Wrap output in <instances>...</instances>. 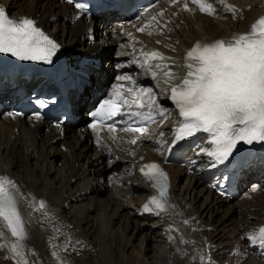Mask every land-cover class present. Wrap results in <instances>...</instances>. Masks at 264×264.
Listing matches in <instances>:
<instances>
[{"label":"bare ground","instance_id":"6f19581e","mask_svg":"<svg viewBox=\"0 0 264 264\" xmlns=\"http://www.w3.org/2000/svg\"><path fill=\"white\" fill-rule=\"evenodd\" d=\"M208 2L216 7L214 15L200 12L192 0H166L136 23L125 19L121 23L122 28L119 27L121 30L117 29V32L121 31L117 40H111V34H107L108 46L123 41L130 49L129 52L114 55L117 66L121 68L115 72V82L107 88L112 73H109L112 67L108 62L111 57L105 56L103 50L106 45H98L93 37H96V29L102 28V23L115 15L86 18L62 0H0V8L10 19H33L44 33L61 46L70 58L69 65L74 66L78 62L74 67L80 68L79 62L83 64L88 61L101 67L100 72L93 73L89 81L78 89L79 98L74 106L78 120L74 124L65 126L46 120L41 122L29 117H16L9 114L7 108H2L0 112V176L9 177L18 186L16 195L19 209L30 233V239L21 251L31 264H61V261L64 264H227L223 262L226 254L233 260L232 264H264V246L258 239L249 240V236L258 234L259 229L264 227V187L259 183H253L248 193L231 207L238 214L240 212L244 222L231 221L233 234L228 242L229 247L223 246V240H229L226 228L216 227L215 232H211L215 223L225 225L224 220L219 218L222 215L220 208H228L223 210L227 221L235 211L230 213L228 205L231 201L213 190V178L217 171L212 160L201 151L211 148L207 140L202 142L185 165L167 166L171 181L170 203L175 207L160 215L143 211V206L154 194V188L140 169L150 161H163L169 156V145L178 125L170 104V90L171 85L184 79L186 70L181 66L179 69L184 70L183 78L175 77L165 82L163 71L154 68L157 71V79L154 80L150 73L140 67L142 53L159 52L165 59L151 63L161 66L173 64L175 66L171 65V71L177 74L180 70L176 66L184 64L186 52L198 41L228 39L233 33H248L253 23L264 18V0H261L260 6H255L258 10L251 13V8L244 6L240 0ZM182 3H191L190 10H185ZM226 5L235 7V16ZM161 12L163 16L159 15ZM175 13L180 14L188 26L196 21L201 22L206 34H201L192 26L188 35L175 18ZM153 16L156 20L152 19ZM214 18L219 21L229 19L230 23L214 31ZM168 20L172 21L173 29ZM242 20L245 22L242 23ZM239 24L243 26L239 28ZM141 27L145 29L143 33L137 30ZM137 61L140 63L137 64ZM125 75L132 77L137 88L153 89L157 103L152 111L160 123L159 127L147 126L143 135L120 131L116 140L110 138L113 134L99 137L85 124L86 110L103 90L106 91L105 98H108L116 85L127 87L130 82L119 79ZM125 95L131 99L134 94L125 92ZM141 99L147 101V97ZM161 106L164 114H156ZM130 110L147 113L150 109L133 106ZM132 119L127 117V121ZM133 138L137 139L136 144L129 142ZM106 156L116 159L115 163H105ZM105 170L115 175L119 173V184L122 182L119 186L127 188L130 194L138 193L141 202L138 205L131 203L127 193L119 194L113 190L100 198L99 193L105 189V182L102 181ZM261 173H264V164L249 174L247 180L258 178ZM186 177L187 186L183 195L175 199L173 193L178 189L177 181ZM193 192H198V198H206L202 212L195 210L198 198L192 201ZM40 201L46 204L45 209L39 208ZM187 204L191 205L186 211ZM209 213L212 223L207 225L201 220ZM152 220H159V223L146 228ZM198 220L201 221L199 224ZM155 226H158L160 235L153 230ZM97 230L99 237L94 236ZM0 232L3 233L0 244L4 246L0 248V264H17L19 258L9 249L12 243L19 242L2 225ZM138 234L145 238L136 256L132 240ZM106 235L110 237L108 242ZM156 237L162 238L167 246L165 256L147 257V248L144 249L143 245ZM149 250L153 251L151 247H148ZM54 252L57 255L54 256ZM208 255L209 263L206 262Z\"/></svg>","mask_w":264,"mask_h":264},{"label":"snow or ice","instance_id":"6c2138e0","mask_svg":"<svg viewBox=\"0 0 264 264\" xmlns=\"http://www.w3.org/2000/svg\"><path fill=\"white\" fill-rule=\"evenodd\" d=\"M66 2L75 3V7L81 11H88L85 3L75 0ZM192 3L197 5L202 13L214 15L216 12V7L208 0H192ZM112 4L120 8L123 6V0H112ZM226 7L235 16V7ZM184 8L190 10L186 3ZM148 12L149 9L144 8L137 13V18H142ZM159 15L163 16V12ZM152 19L156 20V17L153 16ZM137 30L141 33L145 31L143 27ZM58 48L59 45L46 36L33 19L13 20L0 8V54H9L18 61L51 64ZM142 56L140 67L150 73L154 80L157 79V71H154V68L163 71L165 82L176 77L177 74L171 71L170 65L151 63L165 59L159 52L142 53ZM185 61L182 65L186 70L184 79L181 84L170 90V101L178 111L179 124L174 130L169 150L178 145L183 148L181 142L188 138L196 139L197 133L206 134L203 139L210 143L211 148L201 151L215 166L229 161L239 142L249 145L264 142V18L253 23L248 33H233L228 39L197 42L186 52ZM119 79L130 83L127 87L116 85L108 98L98 105L97 110L89 114L93 118L89 127L97 133L101 126L107 127L113 134L110 137L112 140L117 139L114 135L117 131L143 135L147 131V123L157 122L152 111L157 103L153 89L137 88L131 76H120ZM125 92L134 95L129 99ZM142 97H147V101L141 99ZM38 103L41 107L47 106L45 101ZM133 106L150 110L147 113L131 111ZM164 112L161 106L156 114L163 115ZM116 117L121 120L126 117L141 119L145 126L118 128ZM129 142L136 144L137 139L133 138ZM140 171L155 189L149 202L143 206V211L160 215L173 209L175 206L170 203L168 195L169 179L161 166L154 162L148 163L143 165ZM16 192L18 186L15 181L7 176H0V225L19 242L12 243L9 251L19 258L17 264H31L21 251L26 247L30 233L19 209ZM46 207L43 201L39 202L40 209ZM0 235L3 233L0 232ZM257 239L264 246V227L259 229L258 234L249 236L250 241ZM3 247V244H0V248ZM53 255L57 254L54 252ZM201 260L203 261V257ZM61 264L64 262L61 261Z\"/></svg>","mask_w":264,"mask_h":264},{"label":"rangeland","instance_id":"374dc122","mask_svg":"<svg viewBox=\"0 0 264 264\" xmlns=\"http://www.w3.org/2000/svg\"><path fill=\"white\" fill-rule=\"evenodd\" d=\"M181 1V0H180ZM240 1H242V4L244 5V6H246V7H249V8H251L249 11H250V13H251V11L252 12H256L257 10H258V8L257 7H255V6H260L261 5V0H240ZM253 1V2H252ZM161 3H166V0H162V2ZM187 4V6H188V9H189V6L191 5V3H186ZM182 5H185L184 3H182ZM167 9H168V7H167ZM257 9V10H256ZM174 16H175V18L177 19V21L184 27V30H186V32H187V34L188 35H190L191 33H190V29L192 28V26H194L195 28H196V30L197 31H199L201 34H206V28L203 26V24L201 23V22H199V21H196V22H193L192 24L190 23V25L188 26L185 22H184V20H183V18L181 17V15L180 14H177V13H175L174 14ZM182 18V19H181ZM118 21V19H113V18H110V20H108V21H104L103 23H102V28H100V29H96L97 30V32H96V37L94 38L93 37V40H94V42L95 43H97L98 45H100V46H102V45H106V47L104 48V50L103 51H105V56H107V58H108V56H109V58L111 57V59H108L109 61V65L111 64V67H112V70H110L109 71V73H111V71H112V73L110 74V77H109V82H108V84H107V87H109L112 83H114L115 82V79H116V75H115V72L116 71H118L121 67L120 66H117L118 64H117V61H115L114 60V55L116 54V53H121V54H123V53H126V52H129V50L130 49H127V46H126V44H124V42L123 41H119L118 43H115V44H113V45H107V42H108V40L106 39V35L107 34H111V40H113V41H115V40H117V36H118V33H120L121 31H119V32H117V29H120V28H122V24L121 23H123V22H117ZM213 21H214V24H216V26H214V28H213V30L215 31V30H219V28H223L224 26H227V24H229L230 22H228L229 21V19L228 20H224V21H219L218 19H213ZM117 22V23H116ZM242 23L243 22H245L244 20H242L241 21ZM120 23V24H119ZM168 24L171 26V28L173 27V23H172V21H170V20H168ZM119 25V26H118ZM118 26V27H117ZM121 26V27H120ZM241 26H243V25H241V24H239L238 25V27L239 28H241ZM120 27V28H119ZM113 28V29H112ZM218 28V29H217ZM116 29V30H115ZM173 29V28H172ZM121 30V29H120ZM137 40H140V41H142L141 39H137ZM123 44V45H122ZM104 45V46H105ZM120 46V47H119ZM131 54V53H130ZM130 57H131V55H130ZM131 59V58H130ZM130 59H128V60H130ZM139 61H137V64H139L138 63ZM159 124L160 123H157V124H155V125H157V127H159ZM154 125V126H155ZM153 126V125H152ZM71 134V133H70ZM147 135H149V134H147ZM97 147H99V145H97ZM62 150H66L65 148H62ZM115 160L116 159H111V158H108L107 156L105 157V159H104V162L105 163H107V164H111V165H113L114 163H115ZM58 166H60V164L58 165ZM176 168V167H175ZM174 168V169H175ZM106 173V174H105ZM192 173H194V172H192ZM118 175H119V173H117L116 175L115 174H112V173H110L108 170H105V172L102 174V181L103 182H105V189L103 190V191H101V193H99V197L101 198V197H103L104 198V196H106L107 194H108V192H110V191H112L113 190V192H119V194L120 193H127L128 195H127V197H128V199L130 200V202L131 203H134V204H136V205H138L140 202H141V198L139 197V196H137L138 195V193H128V189L126 188V189H123L122 187H120L119 185H122V182H120V184H119V180H118ZM172 176H173V173H172ZM259 176H261V177H259ZM258 177L259 178H257L255 181H252L254 184L255 183H259L260 184V186H262V187H264V173L262 174L261 173V175H259ZM187 179V177L186 178H182L181 180H178L177 181V184H178V189H177V191L175 192V193H173V197L175 198V199H179L180 197H182V195H183V190L185 189V187L187 186V183H186V180ZM261 179V180H260ZM253 183H250L249 185H247V187L242 191V193L240 194V196L237 198V199H235V200H232L231 201V204H229L228 205V207H230V209H229V211H230V213H233L234 211V213H233V216H230L229 217V221H227L226 219V215H224L223 214V210L224 209H228V208H220V210H221V216H219V218L221 217V219L222 220H224V223H225V225L224 226H221L219 223H215V228H213L212 230H211V232L212 233H214L215 232V229H216V227L218 228H220V229H223V228H226L227 229V231H228V238H229V240L228 239H224L223 240V246L225 247V248H228L229 247V245H230V243H229V245H228V242L231 240V234H233V229H232V222L231 221H236L237 223H243L244 222V219H243V216H240L241 214H240V212H239V214H238V212H236L237 210L235 209L234 211L233 210H231V207H233V205H234V203L236 204L237 202H239L240 201V199H242L243 197H244V195L246 194V193H248L247 191H249L250 190V188L252 187L251 185H254ZM117 189V190H116ZM197 193L198 192H193V193H191V199H192V201L195 199V198H198V196H197ZM205 201H206V198H203L202 199V196L201 197H199L198 199H197V205H195V210H201V212L203 211V209H204V206H203V203H205ZM184 203V202H183ZM190 205L191 204H187L186 205V207H185V210L187 211V210H189V208H190ZM232 211V212H231ZM101 213V212H100ZM196 217V215L193 217V220H194V218ZM211 213H209V214H205L204 216H203V218H202V220L201 221H203V222H205L204 224H211L212 223V220H211ZM192 220V221H193ZM216 220H218V218L217 219H215L214 221H216ZM201 221H199L198 220V222H197V224H199V222H201ZM241 221V222H240ZM155 223H159V220H152V221H150V224H152V225H148L146 228H151V226H153V224H155ZM223 227V228H222ZM153 230L156 232V233H158L159 235L161 234V232H159V230H158V226H155L154 228H153ZM232 232V233H231ZM242 232V231H241ZM99 235V230H97V231H95V235L94 236H98ZM164 235V234H163ZM99 237V236H98ZM102 239L104 238V236L102 235V237H101ZM144 235H142V234H138L133 240H132V243L134 244V246H135V254H136V256H138V254H137V252H138V250H139V248L141 249V246L142 245H140V244H143L142 243V239L144 240ZM110 239V237H108V235H106V242H108V240ZM205 239H207V238H205ZM206 241V240H205ZM141 242V243H140ZM88 246H90V244H87ZM92 245V244H91ZM93 246V245H92ZM91 246V247H92ZM139 246V247H138ZM143 247H144V249H146L147 248V252L145 253V254H147V257L149 256V257H153V258H155V257H162V255L163 256H165V253H166V250H167V246L165 245V242H164V240L162 239V238H157L156 237V239L154 240V241H150V242H145L144 243V245H143ZM148 247H151V250H153L152 252H150V250L148 251ZM133 248V247H132ZM161 252V254H159ZM209 252V251H208ZM209 256V255H208ZM210 257V256H209ZM230 256L228 255V254H226L225 256H224V258H223V262L225 261V263H227V264H232V259L231 258H229ZM137 258V257H136ZM8 259V261H9V258H7ZM208 259V261L206 260V262L207 263H209L210 261V259L209 258H207Z\"/></svg>","mask_w":264,"mask_h":264}]
</instances>
